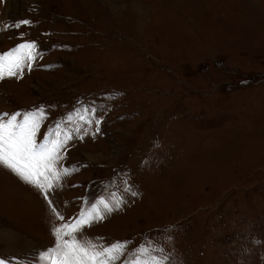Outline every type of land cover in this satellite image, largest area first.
<instances>
[{"label":"rangeland","instance_id":"obj_1","mask_svg":"<svg viewBox=\"0 0 264 264\" xmlns=\"http://www.w3.org/2000/svg\"><path fill=\"white\" fill-rule=\"evenodd\" d=\"M25 43L0 114L42 113L68 174L46 199L0 166V259L97 205L76 238L112 264H264V0H0V55Z\"/></svg>","mask_w":264,"mask_h":264},{"label":"snow or ice","instance_id":"obj_2","mask_svg":"<svg viewBox=\"0 0 264 264\" xmlns=\"http://www.w3.org/2000/svg\"><path fill=\"white\" fill-rule=\"evenodd\" d=\"M21 23L27 24L28 21ZM33 49V44L25 43L9 53L0 55V79L21 73L26 61L30 62L35 58ZM27 66L31 67V64L28 63ZM42 115L36 112L0 114V166L45 193L47 199V192L55 187L62 174H68V170H58L56 167L61 158L59 152L66 143V140H61L60 137L65 134L57 130L52 134L55 139H49L47 135L45 136L47 142H38L36 139ZM80 119L85 120V117L80 116ZM99 204L108 212L113 210L104 200ZM53 211L55 212V209ZM56 215L57 219H64L58 213ZM96 219H103V213L100 207L93 205L87 214L82 212L76 220L54 228L56 245L42 253L41 260L45 261V264H112L121 253L123 245L116 243L97 248L91 242H81L76 238V233L81 228ZM143 254L142 252L141 255ZM0 264L6 262L0 259ZM135 264H163V262L149 256V259L143 261L138 258Z\"/></svg>","mask_w":264,"mask_h":264}]
</instances>
